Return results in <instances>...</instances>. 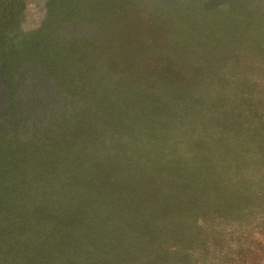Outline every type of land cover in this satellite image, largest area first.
<instances>
[{
  "label": "rangeland",
  "instance_id": "374dc122",
  "mask_svg": "<svg viewBox=\"0 0 264 264\" xmlns=\"http://www.w3.org/2000/svg\"><path fill=\"white\" fill-rule=\"evenodd\" d=\"M22 1L6 42L48 24L53 0ZM74 17L50 41L77 45L75 83H122L79 87L114 113L35 58L0 68V264H264V0H99ZM30 155L67 179L55 212L33 207L44 178L14 174Z\"/></svg>",
  "mask_w": 264,
  "mask_h": 264
},
{
  "label": "trees",
  "instance_id": "16d2710c",
  "mask_svg": "<svg viewBox=\"0 0 264 264\" xmlns=\"http://www.w3.org/2000/svg\"><path fill=\"white\" fill-rule=\"evenodd\" d=\"M99 0H69V4H66V8L59 9L60 5H63L62 3L66 2V0H53V2L50 3V16L48 18V24L34 32L33 34H29L24 38L23 35L20 34V28H10V23L14 22L16 23L22 15V7L23 1L22 0H0V47H4L6 49H11V55L12 57L9 58H1L0 60V68L1 70H11L12 66L16 65L17 67H20L21 64L24 61H29L31 58H35L37 62L41 63V66L44 69H47V71L52 75L53 79L56 81L57 85H59L61 88H63L69 95L74 96L78 98L81 101L89 102L92 105H95L97 109L107 116H113L110 113H114L113 110H107L105 108H102L99 106L96 101L92 98H86L84 96L79 95V87L80 90L83 88H90L93 90H97L99 92H105V91H115L119 88V86L122 85V83L117 82L116 80H112L110 78L107 83H103V86L95 88V86H88V84H82V81L80 83H75V78L79 75V73L76 72L75 65H77V61H79L82 65V61L77 58H71V55L68 54L70 51L75 50V47L77 45H59L57 43H54L50 41L52 34L54 33V30L57 28V26L62 23L63 21H71V22H77L82 21L79 20L80 18L74 17V12L79 10H89L93 7V5L97 4ZM68 5V7H67ZM58 8V9H57ZM13 32V34H10ZM18 34H20L22 37H19L18 44L16 43H10L4 41L6 37L9 35L12 36V40L15 38H18ZM41 48V51H38V49ZM67 49L70 50L67 52ZM89 63V62H88ZM93 63V62H91ZM74 66V67H73ZM91 66H96L95 64H91ZM15 68V67H14ZM53 68V69H52ZM61 70V75L68 78V81H63L60 79V74L55 73L53 70L59 69ZM233 70H227L224 73L231 74ZM59 77V78H58ZM67 82L66 84H64ZM72 84L74 86H72ZM70 85V87L68 86ZM112 88H108V86ZM82 89V90H83ZM110 89V90H109ZM74 94V95H72ZM113 109V108H110ZM2 155V156H1ZM30 159L28 160L27 157L24 158V160L20 159L18 161L17 159H13L11 162V165H21L20 167H17L13 171L14 174L18 175H26L27 184L31 186L30 183H32L34 186L37 185L40 182L47 181L50 185V192L47 194L45 200H42V198L39 201L40 206L33 205L34 209L36 211H42L44 209L46 210H53L54 212L57 211L60 206H65V202L63 200L56 199L57 194H52L56 190V183L58 186L62 185L67 181L65 177L55 176L50 174L49 179L44 172V168H41L38 163L43 162L42 160H39L35 155L28 156ZM11 153L8 154L4 151L0 150V161L4 160V163L7 164L8 162L5 161H11ZM37 161L36 165L33 166L32 161ZM40 161V162H39ZM41 173L37 175L38 177H32L30 173ZM44 175V176H43ZM53 179V180H52ZM57 192V191H56ZM54 196H52V195ZM51 195V196H48ZM65 201H69V196L65 195L63 197ZM67 204V203H66Z\"/></svg>",
  "mask_w": 264,
  "mask_h": 264
},
{
  "label": "crops",
  "instance_id": "0c3cea01",
  "mask_svg": "<svg viewBox=\"0 0 264 264\" xmlns=\"http://www.w3.org/2000/svg\"><path fill=\"white\" fill-rule=\"evenodd\" d=\"M76 98V97H75Z\"/></svg>",
  "mask_w": 264,
  "mask_h": 264
}]
</instances>
